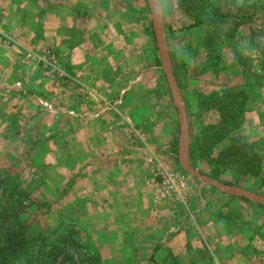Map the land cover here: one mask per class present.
<instances>
[{
	"label": "crops",
	"instance_id": "0c3cea01",
	"mask_svg": "<svg viewBox=\"0 0 264 264\" xmlns=\"http://www.w3.org/2000/svg\"><path fill=\"white\" fill-rule=\"evenodd\" d=\"M129 13L120 0H0V154L5 148L14 154L13 146L20 145L28 164L59 172L52 179L56 195L71 183L68 194L57 198L60 208L69 211L80 234L93 237L103 264H160L157 253L190 264L192 245L198 264H249L237 252L243 245L233 244L223 262L218 251L232 235L224 220L213 221L208 213L196 227L175 224L173 214L184 218L189 192L179 200L169 190L157 137L149 136L150 144L143 146L133 139L137 128L128 134L120 114L123 99L117 97L124 92L121 66L132 64L130 53L139 42ZM49 53L61 60L70 87L45 76ZM133 73L128 75L135 84ZM170 148L173 167L176 154ZM35 153L46 154L43 164L29 161ZM206 195L219 204L232 201L195 190L190 203H202ZM253 249L243 247L251 255Z\"/></svg>",
	"mask_w": 264,
	"mask_h": 264
},
{
	"label": "rangeland",
	"instance_id": "374dc122",
	"mask_svg": "<svg viewBox=\"0 0 264 264\" xmlns=\"http://www.w3.org/2000/svg\"><path fill=\"white\" fill-rule=\"evenodd\" d=\"M258 1L196 0L195 8L187 11L180 7V0H160L164 10L166 37L170 53H174L176 59V70L179 71L182 80V86L179 87L186 108H188L190 143H192L194 150L192 165L201 173L224 184L264 195V185L257 177L242 173L237 165L214 163V158L229 146L230 139L221 142L213 149L211 154L207 153L202 155L203 157L199 155L196 149L197 141L202 136L204 129L211 125H217L219 121L217 112L211 106L210 97L212 94L221 93L227 89H237L242 90L245 93L244 96H248L245 105L247 111L241 128L234 129L231 135L255 146L256 152L264 159V62L261 55H259L260 53L254 49L252 44V40H254L264 47V39L257 34L262 28L264 18L259 12L254 14L252 8V5ZM120 2L125 10L130 12L128 16L133 21L136 37L139 40L138 44H134L136 49L133 51L134 53H130L133 56L131 59V61L133 60L132 64L128 60L127 64L123 63L121 69L124 77L119 76L122 78L121 83L124 92L120 93L117 98L123 99L120 114L126 116L127 120L125 122L130 127L129 130L127 129L128 134L131 136L133 133V139L138 141L137 145L140 143L143 146L150 144L149 136L152 139L157 137L158 150L159 153L164 155L161 156L164 158L165 164L168 165V172L179 175L182 180H185L190 197L191 192L195 190H201L205 194L210 191L215 192V194L220 193L222 196H229L204 181L191 176L180 166L179 115L163 68L157 66V59L159 58L161 61V58L157 48L150 7L147 0H120ZM216 11L229 12L236 14L237 17L230 19L228 23L214 33L208 32L205 27L197 26L196 23L199 20L205 18L206 15L215 14ZM246 18H248V21H245ZM231 21L246 23L236 26V23H230ZM236 27L235 37L230 36L231 31ZM209 36L215 39L212 46L215 49L205 46V39ZM55 56V54L49 53L43 62L47 66V61L52 60L56 66L57 71L55 72L58 74L45 66V76L68 88L72 82L70 75L63 69L61 60L55 58ZM209 56L216 64L214 69L207 68L206 63ZM239 56L250 58L248 63L252 72H250V79L248 80L245 79L243 68L240 66ZM58 70L61 71L62 75L59 74ZM130 70L135 72L133 73L135 84L132 83V77L128 75ZM246 74L249 76V73ZM54 81L49 82L55 83ZM80 87L84 88V86ZM78 93L84 94V92L83 94ZM130 117L136 118V125L132 124L129 120ZM132 128L137 129H134L131 133ZM27 142L31 146L34 140L31 138ZM170 145H172L175 151L174 154H176V158L173 156L176 159L173 167L169 163L172 155L168 154L169 149L171 150ZM23 149L20 145H14L12 149L14 154L7 153L6 148L1 151L3 153L0 154V180L6 179L9 182L8 185L17 186L22 191L29 193V199L26 202L31 205L29 213L24 216V219L25 226L30 228V234L33 236L40 233L53 236L59 235L60 240L74 241L76 245L69 247L68 250L70 254L75 256V264H103L100 251L94 249L97 245L93 237L80 234L81 230L77 229V225L70 222L69 211L60 208L61 203L58 202L57 198H61L60 196L63 198L65 193L68 194L71 183L69 182L56 195L52 179L55 175H59V172L51 169L49 173L44 167L37 168L38 166L33 167V164H28L27 159H25L27 150L26 148ZM30 157L29 161H33L35 158L36 161L34 162L41 165L46 154L38 155L35 153L34 157L32 155ZM50 166L53 165L50 164ZM58 166H61L59 158ZM160 171L157 178L159 181L162 180L159 179L162 178ZM45 179H47L45 181L46 185L43 182ZM56 187L59 191V185H56ZM190 197L188 203L182 205L185 212L184 218L180 220L179 218L182 215L173 214L176 216V225L196 227L197 223L202 224L203 216H209V214L213 221H221L222 219L228 229L232 231V235H229L231 240L229 239V242L227 240V244H225V241L222 242L218 251L223 256L221 257L223 262L229 259V250L232 248L230 245L233 244L254 248L251 255V253L247 254L248 251L244 252L242 246H238L237 250L242 248L241 252L237 251L238 255L239 253L243 254L246 263L264 264V250H261V247H264L263 205L234 196H229L232 201L219 204L217 200L211 202L207 199V195L206 197L202 196V203H190ZM234 200L238 202L235 207H233ZM239 202L243 204L241 205ZM196 214L200 215L199 217L194 216L193 219L192 215ZM196 237H198L196 239L198 242L202 240L199 234H196ZM259 238L262 244L257 243ZM224 240H226L225 237ZM189 249L188 251L191 252L190 264H198L195 261L198 252L194 250L193 245ZM236 254V251L232 252V257ZM156 255L161 260L160 264H179L177 258L172 261L171 256L159 255L158 253ZM247 256H249L248 261H246ZM108 263H111V261L107 260L106 264Z\"/></svg>",
	"mask_w": 264,
	"mask_h": 264
},
{
	"label": "trees",
	"instance_id": "16d2710c",
	"mask_svg": "<svg viewBox=\"0 0 264 264\" xmlns=\"http://www.w3.org/2000/svg\"><path fill=\"white\" fill-rule=\"evenodd\" d=\"M195 1L180 0V7L191 11L195 8ZM252 8L254 14L259 12L264 18V0H259L252 5ZM234 17H237L236 14L216 11L213 15H206L196 24L198 27H205L208 32L214 33ZM248 18L245 21H248ZM234 23L236 26H240L246 22L242 24V22L235 21ZM236 30L237 27L231 31L230 36L235 37ZM257 34L264 39V22ZM214 42L215 39L209 36L205 39V46L215 49L212 47ZM252 44L264 62L263 45L254 40H252ZM170 54L177 81L179 86H182L179 71L176 70L174 53L171 52ZM210 57H208L206 65L207 68L214 69L216 64ZM238 60L241 64L239 65L243 68L245 79H250V72H252L248 63L250 58L239 56ZM157 66H162L159 58L157 59ZM246 73H249V76ZM244 94L242 90L237 89H227L221 93L212 94L210 97L211 106L217 112L219 121L217 125H211L204 129L202 136L197 141L196 149L200 156L207 153L211 154L218 144L230 139L229 146L214 158V163L237 165L239 171L257 177L264 185V159L256 152L255 146L231 135L234 129L241 128L247 111L245 105L248 96H244ZM190 149L192 162L194 152L192 143H190ZM8 184V180H0V264H75V256L70 254L68 250L69 247L76 245L74 241L60 240L59 235L40 233L33 236L30 234V228L25 226L24 219V216L29 213L31 205L26 202L29 199V193L22 191L17 186Z\"/></svg>",
	"mask_w": 264,
	"mask_h": 264
},
{
	"label": "water",
	"instance_id": "95a60500",
	"mask_svg": "<svg viewBox=\"0 0 264 264\" xmlns=\"http://www.w3.org/2000/svg\"><path fill=\"white\" fill-rule=\"evenodd\" d=\"M152 15L153 29L157 42V48L161 58V64L171 92L174 105L178 111L180 123L179 162L182 169L193 177H196L210 186L217 188L226 195L247 199L253 203L264 206V195L243 189L237 186H229L219 180L211 178L198 171L191 163L190 149V125L186 103L180 91V87L173 68L172 58L166 37L165 16L160 0H147Z\"/></svg>",
	"mask_w": 264,
	"mask_h": 264
},
{
	"label": "built area",
	"instance_id": "2783aa9c",
	"mask_svg": "<svg viewBox=\"0 0 264 264\" xmlns=\"http://www.w3.org/2000/svg\"><path fill=\"white\" fill-rule=\"evenodd\" d=\"M47 67H49L54 72L57 71L55 63L52 60L47 61ZM58 71L59 74L62 75L61 71ZM164 178H166L167 186L172 192V195H174V198L177 197L179 200L182 199L179 197L181 196L180 193H182L185 189L187 190V183L185 180H182L179 175L173 173H168Z\"/></svg>",
	"mask_w": 264,
	"mask_h": 264
}]
</instances>
